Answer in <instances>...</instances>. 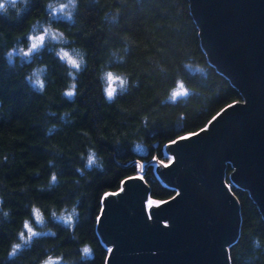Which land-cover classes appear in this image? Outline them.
<instances>
[{"label":"trees","instance_id":"16d2710c","mask_svg":"<svg viewBox=\"0 0 264 264\" xmlns=\"http://www.w3.org/2000/svg\"><path fill=\"white\" fill-rule=\"evenodd\" d=\"M47 3L29 0L19 18L0 15V198L10 210L9 217L0 213V264H39L48 252L63 255L68 264H106L109 246L97 229L104 196L139 174L150 199L160 203L172 197L176 188L159 177L154 162H166L169 143L205 127L242 95L209 60L190 0H79L72 20L51 17ZM36 21L64 31V45L85 56L74 98L62 93L71 77L53 43L27 61L7 58L9 48L26 44ZM41 66L46 67L43 92L26 79ZM105 68L129 77L111 101L102 90ZM177 78L191 93L173 103L167 91ZM88 147L95 148L102 170L85 167ZM231 170L228 162L224 178L237 198L240 219L227 246L229 264H264V218L248 190L232 182ZM52 172L58 182L49 186ZM33 203L46 222L9 256ZM74 204L79 214L72 230L49 214ZM253 238L260 240L259 247H253ZM83 243L91 244L93 259H81Z\"/></svg>","mask_w":264,"mask_h":264},{"label":"water","instance_id":"95a60500","mask_svg":"<svg viewBox=\"0 0 264 264\" xmlns=\"http://www.w3.org/2000/svg\"><path fill=\"white\" fill-rule=\"evenodd\" d=\"M208 58L242 100L200 130L169 143L156 172L176 193L146 205L142 176L111 193L97 229L109 246L106 264H229L239 204L225 181L246 188L264 218V0H190ZM116 195V198H114Z\"/></svg>","mask_w":264,"mask_h":264},{"label":"clouds","instance_id":"9594fccd","mask_svg":"<svg viewBox=\"0 0 264 264\" xmlns=\"http://www.w3.org/2000/svg\"><path fill=\"white\" fill-rule=\"evenodd\" d=\"M79 0H48L47 8L51 9L52 13L61 14L67 20L73 19V14L76 9ZM29 3V0H0V15L6 16L9 19L19 18L22 15L24 7ZM118 14L111 16V19L115 20ZM40 25L43 31H33L37 26ZM46 36H51L57 41H67V36L64 31L54 28L51 23L42 24L41 21H36L30 26L28 33V46L24 45L13 46L7 50V56L11 58L15 52H19L22 56H29L34 50H37L45 41ZM56 55L61 61L65 62L68 70L69 76L71 77L70 82L67 87L62 90V93L67 98H74L76 95V75L79 73L86 63L85 56L79 50L69 49L65 47H58L56 50ZM113 57L116 53H112ZM122 59V58H121ZM46 70L45 66L39 68H33L31 73L26 76L32 85H34L40 92L45 90L46 84L43 78V73ZM100 79L102 81V90L106 100H113L119 91H122L129 84V77L127 74L122 72L114 71L110 68H105L100 72ZM191 89L187 86L182 78H177L174 85L170 87L167 91V99L175 103L181 97H187L190 95ZM85 160V167L89 169L93 166H97L101 170L103 169V163L100 158H98L95 148L88 147L86 156H82ZM81 171L82 169H77ZM58 182V177L55 172H52L48 179V185H54ZM43 190V187L40 189ZM31 214V218L21 223V229L17 232V240L13 242L9 247V256L14 257L23 247V243L28 240V237L35 236L40 229L34 228L32 225L35 223L44 224L46 222V217L42 208L33 203L28 206ZM0 213L4 217L10 216V210L3 207V200L0 198ZM49 214L53 218L61 219L68 226L69 230H72L75 223V217L79 214V209L76 205L69 207L64 205L59 211L55 209H50ZM260 240L258 238H253V247H259ZM79 252L81 259L94 258V250L89 243H83L79 247ZM39 264H68L63 255L53 254L48 252L40 261Z\"/></svg>","mask_w":264,"mask_h":264},{"label":"rangeland","instance_id":"374dc122","mask_svg":"<svg viewBox=\"0 0 264 264\" xmlns=\"http://www.w3.org/2000/svg\"><path fill=\"white\" fill-rule=\"evenodd\" d=\"M49 9V8H48ZM49 15L51 16V17H56V18H64V19H66L63 15H61V14H55V13H52L51 12V9H49ZM41 23L42 24H46V22H43V21H41ZM33 31H43V28L40 26V25H38L37 26V28L36 29H33ZM27 36V41H26V44L24 45L25 47H27L28 46V34L26 35ZM64 42L65 41H57V40H55V39H53L51 36H49V37H47L46 36V39H45V41L43 42V44L37 49V50H39L45 43H53V45H54V49H55V52H56V50H57V48L58 47H65V48H67L65 45H64ZM19 45H22V44H16L15 46H19ZM37 50H34L29 56H22V55H20L19 54V52L17 51V52H15L14 54H13V56L11 57V58H9L8 56H7V58H8V60L9 61H11V62H13V61H16V62H22V61H27L28 59H30L31 58V56L37 51ZM35 68H39V67H35ZM32 71V70H31ZM31 73V72H30ZM30 82V81H29ZM31 83V82H30ZM34 86V85H33ZM125 89V88H124ZM140 151H143L144 150V147H140V148H138ZM170 158H171V155L170 154H168V160L166 161V162H162V161H159V162H161V163H167L169 160H170ZM155 170H156V168H155ZM134 176H139V174H136V175H134ZM118 191V190H117ZM113 193V192H112ZM110 195H111V193H107V195H105L104 196V200L107 202V199H108V197H110ZM112 197H113V194L111 195ZM115 197L114 198H116V195H114ZM150 201H153L152 199H150V198H148L147 200H146V205L147 206H150V205H156V204H158L159 202H157V201H153V204H151L150 203ZM26 221H28V220H26ZM25 221V222H26ZM41 224L40 223H35L34 225H32L34 228H37V229H39L37 226H40ZM40 233V231L39 232H37L35 235H37V234H39ZM32 237H34V236H30V237H28V240L26 241V242H24L23 243V247L24 246H26L28 243H29V241L32 239ZM22 247V248H23Z\"/></svg>","mask_w":264,"mask_h":264},{"label":"snow or ice","instance_id":"6c2138e0","mask_svg":"<svg viewBox=\"0 0 264 264\" xmlns=\"http://www.w3.org/2000/svg\"><path fill=\"white\" fill-rule=\"evenodd\" d=\"M107 195V194H106ZM151 204H153V201H150Z\"/></svg>","mask_w":264,"mask_h":264}]
</instances>
